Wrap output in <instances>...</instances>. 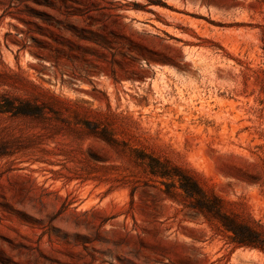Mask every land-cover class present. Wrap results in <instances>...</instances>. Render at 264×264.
<instances>
[{
  "label": "rangeland",
  "instance_id": "374dc122",
  "mask_svg": "<svg viewBox=\"0 0 264 264\" xmlns=\"http://www.w3.org/2000/svg\"><path fill=\"white\" fill-rule=\"evenodd\" d=\"M27 80L65 121L0 160V264H264L213 211L264 225V0H0Z\"/></svg>",
  "mask_w": 264,
  "mask_h": 264
},
{
  "label": "trees",
  "instance_id": "16d2710c",
  "mask_svg": "<svg viewBox=\"0 0 264 264\" xmlns=\"http://www.w3.org/2000/svg\"><path fill=\"white\" fill-rule=\"evenodd\" d=\"M13 77L10 74H2ZM19 77V76H17ZM27 96L15 94L9 90L0 91V116L10 118L25 117L42 123L41 129L45 133H32L26 135H16L6 128H0V160L18 151L26 149H37L38 151H48L43 147L44 139L42 135L53 136L58 134L56 121L64 122L57 104L61 98L43 90L36 83L27 80ZM92 135L101 132L93 128ZM215 200L213 211L220 218L224 225L227 243L233 244V249L238 247L256 248L264 252V225L250 216L240 213H221V206L234 202L225 201L218 197Z\"/></svg>",
  "mask_w": 264,
  "mask_h": 264
}]
</instances>
